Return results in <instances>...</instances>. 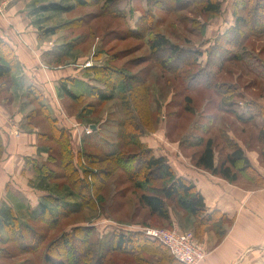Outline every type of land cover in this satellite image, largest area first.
<instances>
[{"label": "rangeland", "instance_id": "374dc122", "mask_svg": "<svg viewBox=\"0 0 264 264\" xmlns=\"http://www.w3.org/2000/svg\"><path fill=\"white\" fill-rule=\"evenodd\" d=\"M88 1L90 3L85 7L76 6L73 0H36V2L33 1L32 5L34 27L41 33L49 27L60 26L73 19L85 20L79 26L66 24L68 26L59 28L63 30L57 34L43 35L44 39L42 41L48 40L47 45L52 47V50H57V48L67 43H73L74 47L68 52L64 62L61 64L51 62L52 57L49 55L45 56V51L43 50L40 59L42 61L40 64L35 63L33 76L36 78L35 82L46 93L48 101L46 102L45 100V102L49 106L53 117L58 120L60 127H66L75 133L78 132L77 130L83 123H99L101 127L100 131H98L100 132V137L92 136L89 138L90 140L85 142V147L87 145L91 146L94 140L102 144L98 145L96 149L95 147H90L88 150L98 154L114 150V146L118 141L120 120L123 115L120 101L119 99H113L105 104H100L97 103L96 98L91 97L81 102H72L71 98L67 96L63 97L61 101L60 96L63 92L60 89V85L62 81H69L61 76L73 74L74 72L77 74L78 70L81 71L83 68H81L80 64L100 66L101 64L112 62L125 67L134 74L145 78L148 77L152 111V121L148 127L155 129L154 132L150 133H154L153 135L155 136L153 143L156 146L158 144V152H164L165 149L174 152L176 159H180L185 164L186 169L194 171L199 168L195 165L194 155L199 154L201 146H184V144L193 143L198 138L202 137L204 139V145L207 140H213L217 163L222 161L232 151L237 139L249 149L256 147L258 140L262 141L263 133L253 124L252 109L259 111V115L262 116L261 112L264 110L259 106H264V37L257 38L246 28L247 37L241 41L240 47L242 46L247 50L244 52L238 46L231 47L232 52L241 50L240 53L243 57L240 60L226 59L223 61L221 69L213 81L218 87H199L187 90L176 74L162 71L150 59L149 49L146 44L140 43L134 37L126 34L128 27L133 28L135 26V16L139 18L149 8L147 0H120L123 2L122 5L119 3L120 10L127 14L128 27L121 18L114 16L112 13L102 14L98 5L94 4V0ZM233 1L222 0L221 13L216 18L209 19L206 29L201 35L195 33L196 31H191V27L195 23L191 19L201 15L199 12L200 5H191L187 9L173 13H166L164 10L154 8L155 18L160 21L157 30L167 34L175 42L188 45L187 40L191 41L190 46L200 51L199 59L202 62L207 58V50L213 47L216 38L234 24ZM57 3L69 6V8L66 12L40 8V6L45 4ZM161 17H163V20H161ZM221 38L224 39L225 37ZM55 70L58 71L54 72ZM58 74L60 75L58 76ZM92 80L93 85L100 89L104 88L103 83L98 80ZM222 85H230L232 87L233 94L230 98L224 97L219 93V86ZM10 93L13 94V101L9 104H3L2 99L6 93H0V105H8V110L11 113H14L13 110L16 111L17 114L15 115L20 113L32 114V125L28 124L30 121L28 117L22 125L23 130L43 132L44 137H42V140L45 141V144L55 146L52 142L53 138H51L52 140L45 138V135L52 137V129L45 118L38 114V104L30 102L25 97L24 91L13 90L12 92L11 90ZM90 105L96 107L91 111L89 109ZM73 114H76V116L71 117ZM212 116L215 118L212 119ZM20 122L22 123L21 120ZM206 127H209V132L204 130ZM15 133L18 135L19 130H15ZM101 138L104 142L100 141ZM93 144L97 145L98 143L93 142ZM78 148L77 146L76 150ZM263 148L262 145L261 150ZM54 170L58 172L57 177H55L57 182H62L60 183L59 191L63 194L64 202L74 201L75 199L79 203L80 199L73 198V189L64 177L60 167L57 165ZM239 179L238 183L243 186L259 189L247 185L246 179ZM153 185L159 186L160 184L152 182L150 186ZM105 191L106 199L103 203L96 196L94 201L96 204L95 208L86 207L79 212L70 214L69 217L62 219L53 228L48 227L42 220H31V224L37 230L34 232V239L32 240L37 249L23 253L18 251L15 243H4L5 241H1L0 263L50 264L46 261V257L49 255L48 252L57 254L56 259L60 258L59 249L56 247L57 240L62 235L63 230L75 225L88 224V226H96L98 231H96L97 233L94 232V234H97L94 239L100 240L99 253H101L104 250L106 236L110 234L109 229L114 227V225L110 226V224H113L112 222L116 221L119 224L123 223L132 226H138L137 224L145 222L151 224L149 227L160 228H172L173 224H177L172 222L170 227H168L169 221L164 220L159 223L150 219L152 217L149 209L140 201L141 194L146 190L134 186L121 171H117L112 178L108 179L103 191L104 194ZM110 192H112L111 195ZM169 205V212L177 210L178 212L175 213V216L177 218L182 217V223L178 222L181 229L183 231H192L190 228H195L193 217L182 210L176 201L170 202ZM186 216L191 218L189 228L186 227L188 225L185 226L183 224L187 221ZM254 221L258 222L256 219ZM102 232L105 233L103 234ZM2 236L7 238L8 235L3 231ZM195 238L204 245L208 254L204 241L196 234ZM252 249V252L256 251L255 248ZM152 251H155L154 248L148 253L142 254L143 258L157 261L158 258L155 257ZM262 251L264 252V248L259 247L258 253H262ZM110 259L113 264H146L142 259L140 262L130 261L131 259L126 261L124 257H121V254L112 255ZM254 264H264V259L257 260Z\"/></svg>", "mask_w": 264, "mask_h": 264}, {"label": "trees", "instance_id": "16d2710c", "mask_svg": "<svg viewBox=\"0 0 264 264\" xmlns=\"http://www.w3.org/2000/svg\"><path fill=\"white\" fill-rule=\"evenodd\" d=\"M73 1L79 7L88 6L90 3L88 0ZM119 3L122 5L123 2L120 0H94V4L98 5L102 14L112 13L121 18L128 27L127 14L120 10ZM147 3L149 8L139 18L135 19L136 23L133 28H127L126 34L134 37L140 43L146 44L150 59L162 71L176 74L187 90L199 87H218L213 81L218 75L223 61L226 59L240 60L243 57L240 53L241 50L232 52L231 47L238 46L244 52L247 50L242 46L240 47L241 41L247 37L246 28L255 37H264V0H234V24L216 38L213 47L207 50L208 56L205 58V62L202 61L204 64L199 59L200 51L190 46L191 41L187 40L188 45L175 42L167 34L157 30L160 21L156 20L153 10L159 8L166 13H173L187 9L191 5H200L199 12L201 15L191 19L195 22L191 31H196L195 33L201 35L205 31L209 19L216 18L221 13L222 0H147ZM40 8L66 12L69 6L57 3L45 4ZM83 21L85 20L73 19L60 26L49 27L43 31L44 33L42 32L41 36L57 34L63 30L59 28H65L69 24L79 26ZM73 47V43H67L57 50L45 52L44 55L51 56V62L61 64ZM17 63V55L14 49L3 39H0V93H6L2 99L4 104L13 101V94L10 93L13 84L10 78L13 76ZM112 63L101 64L100 66L92 65L86 69L91 75L93 73L92 76L95 80L104 84L103 89L97 86H89L85 94H78L69 86V81H62L60 85L64 95L70 97L72 102H81L92 97L97 99V103L105 104L113 99H119L123 115L120 120L117 147L115 145L114 150L103 154L87 151L85 148L74 149L70 131L66 127L58 125V120L53 117L42 91L34 85L26 88L27 98L30 102L38 104V114L45 118L52 129V137L45 135L46 139L53 138L54 141L51 140L55 144V146L47 145L46 147L49 161L54 165L57 163L64 177L70 183L73 193L80 199L79 203L74 204L64 202L65 200L58 195H46L40 202L39 214L31 220H42L48 227L53 228L62 219L69 217L70 214L79 212L86 207L95 208L96 196L103 203L106 199V191L105 194L103 191L108 179L112 178L117 171H121L134 186L147 191L141 194L140 201L149 209L152 217L150 219L159 223L164 220L169 221L168 227H170L172 222L169 203L176 201L182 210L193 217L195 228L192 230L203 240L210 227L222 220V214L219 211H209L204 196L194 181L178 175L171 166L169 159L164 155H156L154 149L143 140V137L155 130L148 127L152 121L151 91L149 90L148 77L134 74L125 67ZM219 87L218 91L224 97L230 98L232 96L233 89L230 85ZM95 107L90 105L89 109L92 111ZM31 115L29 119L32 125ZM212 117V119L215 118ZM147 122H149L148 125ZM208 128L206 127L204 130L209 132ZM262 129L261 132L264 134V129ZM40 133L41 137H44L43 132ZM263 134L262 141L264 142ZM190 145L201 146L199 154L194 155L197 167L209 171L213 175L221 176L232 183L237 182L239 178H244L254 188L264 187V176L253 166L242 148L237 144H234L232 151L218 163L215 159L213 140H207L204 145V139L201 137L191 144H184L186 147ZM33 163L38 172L57 177L58 172L54 170L55 168L45 163L42 166L36 162ZM152 182L160 185L150 186ZM111 194L112 192H110ZM137 225L149 226L151 224L144 222ZM3 231L7 233V238L2 236ZM36 231L31 221L26 222L14 217L1 224L0 242H13L17 245L18 251L27 253L37 249L32 243L33 234ZM96 231H98L96 226H88V224L75 225L63 230L56 243L60 258L56 259L57 254L48 252L46 261L50 264H113L110 257L121 254V257H124L126 261L131 259L130 261L140 262L142 259L146 264L180 263L173 257L165 244L148 238L138 229H109L110 234L106 236L104 250L99 253L100 240L94 239V236L97 235L94 234V232L97 233ZM218 235L221 237V234ZM153 248L155 251L152 252L158 258L156 263L152 259H144L142 255Z\"/></svg>", "mask_w": 264, "mask_h": 264}, {"label": "crops", "instance_id": "0c3cea01", "mask_svg": "<svg viewBox=\"0 0 264 264\" xmlns=\"http://www.w3.org/2000/svg\"><path fill=\"white\" fill-rule=\"evenodd\" d=\"M33 1L36 2V0H7L6 12L0 13V39L7 42L17 55L18 63L10 78L13 84L12 92L13 90L24 91L27 98L26 88L34 85L42 91L47 102L46 93L35 82L33 70L34 65L42 61L40 60L42 51L48 52L52 50V47L47 45L48 40L42 41L44 39L41 36L42 33L34 27ZM80 66L83 68L81 71L78 70L77 74L74 72L61 77L69 80V86L76 93L85 94L89 86H95L92 84L94 78L90 72L86 71V67L91 64H80ZM56 71L58 70L54 72ZM63 97H65L64 93L60 96L61 101ZM259 107L264 110V106ZM8 109V105H0V228L1 224L14 217L26 222L31 221L39 214L40 202L46 195H58L64 200L63 194L59 191L62 182H57L56 178L48 173L38 172L33 163L36 162L39 166L45 163L53 168L57 166L49 161L47 145L40 137V132L23 130L22 125L30 114L24 112L26 114L20 113L19 116L15 115L17 114L15 110L11 113ZM261 114L262 116L259 115V111L252 109L253 124L258 127L259 131L264 127V111ZM74 116L76 114L71 115V117ZM87 125L92 127L90 134L85 133ZM100 129L99 123L96 122L83 123L75 133L68 129L74 149L77 146L78 150L85 148L91 151L88 150L90 147L96 149L102 143L94 140L91 146L85 147V142L92 136L100 137V132H98ZM15 130H19L18 135ZM153 134L143 137V140L154 149L156 155L166 156L178 175L194 181L203 194L209 211H219L222 214V220L214 224L204 235L203 241L208 254L200 264H254L257 260L264 259V252L258 253L259 247L264 248V187L253 189L238 183L240 179L232 183L200 168L194 171L186 169L185 164L180 159H176L174 152H170L171 150L165 149L164 152H158L159 146L153 143L155 140ZM100 141L104 142L102 138ZM93 142L98 144L94 145ZM235 144L242 148L253 166L264 176V148L261 150L264 142L258 140L257 146L252 149L245 147L238 139ZM245 181L249 185L248 181ZM72 196L77 198L75 194ZM70 203L78 202L74 199ZM176 212L178 211H170L171 222L178 224L180 221L182 223V217L177 218ZM186 218L187 221L183 224L188 225L186 227L189 228L191 218L189 216ZM218 234H221V237ZM252 248H255L256 253L252 252ZM153 262L156 263V261Z\"/></svg>", "mask_w": 264, "mask_h": 264}, {"label": "built area", "instance_id": "2783aa9c", "mask_svg": "<svg viewBox=\"0 0 264 264\" xmlns=\"http://www.w3.org/2000/svg\"><path fill=\"white\" fill-rule=\"evenodd\" d=\"M7 7V0H0L1 14L6 12ZM91 132V125L85 126V133L90 134ZM112 223L110 226L114 225L113 228L123 230L138 229L148 238L162 242L169 248L173 257L181 264H200L207 257L206 249L195 238L194 231H183L178 224H173L172 228H160L119 224L116 221Z\"/></svg>", "mask_w": 264, "mask_h": 264}]
</instances>
